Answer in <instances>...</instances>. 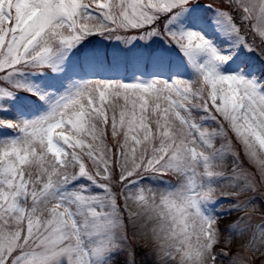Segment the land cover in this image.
Segmentation results:
<instances>
[{"label": "snow or ice", "instance_id": "1", "mask_svg": "<svg viewBox=\"0 0 264 264\" xmlns=\"http://www.w3.org/2000/svg\"><path fill=\"white\" fill-rule=\"evenodd\" d=\"M0 264H264V0H0Z\"/></svg>", "mask_w": 264, "mask_h": 264}]
</instances>
